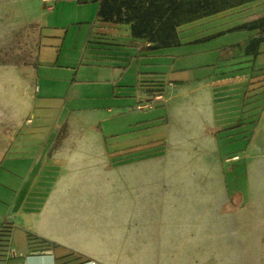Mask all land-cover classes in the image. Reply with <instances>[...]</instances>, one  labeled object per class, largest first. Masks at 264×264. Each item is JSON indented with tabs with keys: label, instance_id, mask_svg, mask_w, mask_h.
<instances>
[{
	"label": "crops",
	"instance_id": "1",
	"mask_svg": "<svg viewBox=\"0 0 264 264\" xmlns=\"http://www.w3.org/2000/svg\"><path fill=\"white\" fill-rule=\"evenodd\" d=\"M61 3L50 10L43 0H0V49L16 58L0 61V97L17 98L10 117L0 110V129L7 131L0 170L8 192L0 194V264H55L68 253L101 264H264V107L246 147L222 149L223 134L246 123L250 82L264 71V40L257 54L247 55L245 44L258 30L239 28L264 17V0L179 26V44L168 48L185 51L188 64H174L168 79L139 67L136 91L123 103L85 102L65 114L63 105L46 139L21 140L24 129L34 133L37 97L51 96L48 86L36 84L40 64L29 36L41 34L44 18ZM238 30L250 34L237 44L208 43ZM84 37L89 70L126 71L153 50H142L129 24L104 22L98 12ZM207 47H223L210 64ZM154 73L167 80L165 91L140 88L141 77ZM156 93L165 101L138 108ZM116 154L124 162L114 166ZM234 156L239 159L228 162ZM239 163L245 195L227 182L229 166L235 171Z\"/></svg>",
	"mask_w": 264,
	"mask_h": 264
},
{
	"label": "rangeland",
	"instance_id": "2",
	"mask_svg": "<svg viewBox=\"0 0 264 264\" xmlns=\"http://www.w3.org/2000/svg\"><path fill=\"white\" fill-rule=\"evenodd\" d=\"M61 6L55 15H47L44 18L42 32L39 31L34 35L33 31L29 36L27 46L29 52L33 53L37 58L40 66L39 82L37 86H48L47 92L51 95L49 98H44L45 91L37 97L36 110L34 114L35 128L31 134L27 129L18 137L22 139L33 138L38 142L43 141L49 136L52 126L56 118L62 111L64 105V114L70 108L89 102L94 105H109L123 103L131 98L137 88V71L139 67L142 70H157L165 72L166 79L169 78L170 68L174 66H185L188 64V56L185 51H179V47L152 50L147 53L149 57L147 63L153 65H137L134 61L125 71L124 68H117L114 73L112 70H89L84 65L83 54L85 51V31L91 26V23L96 20L98 12V2L95 0H60ZM250 32L245 30L231 31L222 36H218L210 42L231 45L237 44L245 40ZM245 36V37H244ZM34 39V41H33ZM34 42V43H33ZM212 45V43H211ZM219 46V45H217ZM224 46V45H220ZM205 52V61L208 64L218 59L220 49H209ZM175 50L174 51H172ZM178 50V51H177ZM175 54L176 58H169L168 52ZM15 52V51H14ZM13 52V54H14ZM12 52L0 49V61L14 60ZM182 54V56H180ZM20 57V54H17ZM194 58H192L193 60ZM202 60V59H201ZM210 66H205L202 69L207 71ZM194 71V70H192ZM209 71V70H208ZM93 72V73H92ZM191 73V71H188ZM75 80V81H74ZM75 85L72 87V85ZM125 86V87H124ZM90 93V98L87 95ZM254 98L248 99L244 106L243 117L246 123L242 126L231 130L230 136L224 133L222 137V149L227 152L230 150H238L246 147L249 139L252 136L255 123L252 122L257 117L262 104V100L253 101ZM17 98H9L6 93L0 97V110L2 116L8 118L11 116L12 102L16 103ZM60 116V115H59ZM63 119L60 123L64 122ZM22 130L19 129L18 133ZM6 129H0V139L6 137ZM248 136V137H246ZM111 139V138H110ZM0 146V158L4 154ZM264 154V151H262ZM256 158L255 155H253ZM264 161V155L262 157ZM232 157L228 162H233ZM7 161L3 164L6 168ZM264 173V165L261 170ZM5 174L0 170V194L7 196L8 192L4 188L6 186V178L1 177ZM17 186L19 179H13ZM227 182L232 192L240 191L243 195L246 193V178L244 164L239 163L235 166V171L232 166L227 170ZM4 184V185H3ZM10 195V193H9ZM261 200L264 201V188L261 191ZM99 263V262H98Z\"/></svg>",
	"mask_w": 264,
	"mask_h": 264
},
{
	"label": "trees",
	"instance_id": "3",
	"mask_svg": "<svg viewBox=\"0 0 264 264\" xmlns=\"http://www.w3.org/2000/svg\"><path fill=\"white\" fill-rule=\"evenodd\" d=\"M86 1V0H83ZM251 0H99L98 15L104 22L129 24L131 36L143 42L142 50L160 49L179 44L178 27L207 17L221 11L245 4ZM239 28L258 30L245 44V53L255 55L259 51L260 43L264 40V17ZM147 43H150L148 46ZM254 74L256 81L250 82L245 105L248 99L262 100V106L257 117L252 120L256 123L264 107V71ZM253 76V73H252ZM260 77V79H258ZM167 80L159 74H150L141 77L140 88L152 92L166 90ZM244 121V119H242ZM242 125L241 121L239 122ZM124 162L119 155H111V164L118 165ZM30 239H37L43 247L55 248L54 243L45 239H38L29 235ZM88 259L78 253H68L55 259V264H84Z\"/></svg>",
	"mask_w": 264,
	"mask_h": 264
},
{
	"label": "built area",
	"instance_id": "4",
	"mask_svg": "<svg viewBox=\"0 0 264 264\" xmlns=\"http://www.w3.org/2000/svg\"><path fill=\"white\" fill-rule=\"evenodd\" d=\"M48 6V8L50 10H52L54 8V4L56 2V0H43ZM159 101H165V97L163 93H156L154 94L149 100H141L138 104V108L140 109H146V108H150L153 104L159 102ZM239 156H234L232 157V160H238ZM27 264V263H25ZM85 264H101L98 263L95 260H90L89 262L85 263Z\"/></svg>",
	"mask_w": 264,
	"mask_h": 264
}]
</instances>
